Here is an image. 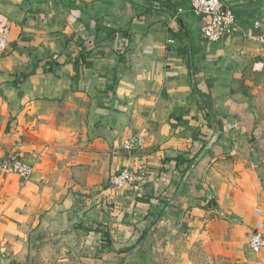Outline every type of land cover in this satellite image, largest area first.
I'll list each match as a JSON object with an SVG mask.
<instances>
[{
  "label": "crops",
  "instance_id": "0c3cea01",
  "mask_svg": "<svg viewBox=\"0 0 264 264\" xmlns=\"http://www.w3.org/2000/svg\"><path fill=\"white\" fill-rule=\"evenodd\" d=\"M224 4L264 35V0ZM202 23L189 0H0V135L7 153L34 165L24 186L0 171V264H36L49 251L136 254L191 201L212 200L264 234L236 212L255 204L236 182L254 176L248 165L264 142L253 132L264 40L207 43ZM132 137L140 161L122 149ZM125 168L139 183L110 186ZM244 261L264 264V251Z\"/></svg>",
  "mask_w": 264,
  "mask_h": 264
},
{
  "label": "rangeland",
  "instance_id": "374dc122",
  "mask_svg": "<svg viewBox=\"0 0 264 264\" xmlns=\"http://www.w3.org/2000/svg\"><path fill=\"white\" fill-rule=\"evenodd\" d=\"M258 112L253 132L257 134L260 143L264 141V109ZM251 136L254 142L253 134ZM261 145L260 153L256 152L255 159H250L252 165H248L254 168V176L242 175L240 183L235 181L245 200H253L255 204L236 208V212L243 219L246 218L245 213L253 217L257 221L255 226L264 230V142ZM7 154L0 135V163ZM208 202L199 205L191 201L186 207L177 206L136 254L130 248L119 259L114 252L96 250L95 254L81 252L79 259L74 257L72 260L60 251L58 258L49 251V255L42 260L38 259L36 264H245L244 258L250 253L247 246L250 230L241 226L244 224L242 220L240 225L233 223L229 213L222 211L212 200ZM222 209L231 210L225 207ZM222 213L225 216H221Z\"/></svg>",
  "mask_w": 264,
  "mask_h": 264
},
{
  "label": "built area",
  "instance_id": "2783aa9c",
  "mask_svg": "<svg viewBox=\"0 0 264 264\" xmlns=\"http://www.w3.org/2000/svg\"><path fill=\"white\" fill-rule=\"evenodd\" d=\"M189 12L196 18H201V38L207 43L229 41L239 37L251 41H263L264 35L257 36L260 29L258 22H252L248 27L239 24L234 11L224 4V0H189ZM8 43L0 39V56L7 50ZM122 149L128 158L142 159L138 150L137 137L128 139ZM0 171L5 175L18 178L20 186H24L34 172V165L26 162L15 153L8 154L0 163ZM141 178L127 168L108 179V184L116 189H127L139 183ZM248 247L251 253L264 251V234L254 230L249 234Z\"/></svg>",
  "mask_w": 264,
  "mask_h": 264
},
{
  "label": "water",
  "instance_id": "95a60500",
  "mask_svg": "<svg viewBox=\"0 0 264 264\" xmlns=\"http://www.w3.org/2000/svg\"><path fill=\"white\" fill-rule=\"evenodd\" d=\"M215 137V136H214ZM212 142H213V140H212ZM211 143V142H210ZM209 146L210 145H208V146H206V148H204L205 150H207L208 148H209ZM193 166V164L189 167V169L187 170V172L185 173V175H184V177H183V179H182V181H181V184H180V186H179V188H178V190H177V194H175L174 195V197L172 198V200L170 201V203L168 204V206L165 208V210H164V213H166V211L168 210V208L172 205V203L175 201V199L177 198V195L179 194V191L181 190V187L183 186V184H184V182H185V179L187 178V176H188V174H189V172H190V170H191V167ZM163 213V214H164ZM162 217H163V215H161L158 219H157V221L154 223V225H153V227L149 230V232L144 236V238H143V240L139 243V247L143 244V241H144V239L156 228V226L158 225V223L161 221V219H162Z\"/></svg>",
  "mask_w": 264,
  "mask_h": 264
},
{
  "label": "trees",
  "instance_id": "16d2710c",
  "mask_svg": "<svg viewBox=\"0 0 264 264\" xmlns=\"http://www.w3.org/2000/svg\"><path fill=\"white\" fill-rule=\"evenodd\" d=\"M144 234H145V231L142 232V235H141L140 238H133V239L131 240V242H130V246H134L135 244H137V243L141 240V238H142V236H143Z\"/></svg>",
  "mask_w": 264,
  "mask_h": 264
}]
</instances>
